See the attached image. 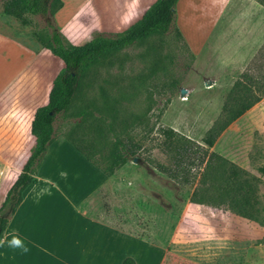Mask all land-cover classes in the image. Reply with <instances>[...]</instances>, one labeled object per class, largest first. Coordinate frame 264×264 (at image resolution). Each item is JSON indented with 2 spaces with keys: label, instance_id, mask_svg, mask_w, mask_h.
<instances>
[{
  "label": "rangeland",
  "instance_id": "374dc122",
  "mask_svg": "<svg viewBox=\"0 0 264 264\" xmlns=\"http://www.w3.org/2000/svg\"><path fill=\"white\" fill-rule=\"evenodd\" d=\"M175 12L167 34L109 53L80 77L70 106L56 117L53 139L76 145L101 166L117 138L133 150L112 175L126 189L115 185V195L103 189L98 206L119 215L121 206L129 210L139 235L160 252V264H264V177L258 171L264 163V97L209 149L256 179L257 220L191 202L201 170L175 161L163 136L171 129L203 146L234 83L243 74L264 83V0H179ZM30 20L22 25L4 15L0 0V31L34 53L28 69L34 108L44 104L63 68L37 38L49 32V23L74 45L129 26L97 21L68 31L51 16ZM33 141L30 136L29 154ZM24 160L18 161V174Z\"/></svg>",
  "mask_w": 264,
  "mask_h": 264
},
{
  "label": "crops",
  "instance_id": "0c3cea01",
  "mask_svg": "<svg viewBox=\"0 0 264 264\" xmlns=\"http://www.w3.org/2000/svg\"><path fill=\"white\" fill-rule=\"evenodd\" d=\"M61 1L53 18L69 31L97 21L130 26L156 0ZM33 57V51L0 31V205L19 175V159L29 156L33 114L46 104L50 91L44 104L34 108L32 74L28 77ZM35 179L8 217L1 238L11 240L18 233L29 251L10 248L6 242L0 247V264H123L126 259L133 264L161 263L160 252L139 235L138 225L131 224L129 210L121 206L119 215L98 206L103 189L109 187L115 195V185L122 192L126 182L103 175L65 139H53Z\"/></svg>",
  "mask_w": 264,
  "mask_h": 264
},
{
  "label": "trees",
  "instance_id": "16d2710c",
  "mask_svg": "<svg viewBox=\"0 0 264 264\" xmlns=\"http://www.w3.org/2000/svg\"><path fill=\"white\" fill-rule=\"evenodd\" d=\"M178 0H156L127 29L112 36L95 33L85 43L71 44L56 25L48 24L49 32L37 35L43 49L48 50L63 65L52 82L45 105L35 109L31 123V135L34 144L28 158L22 164L20 173L7 191L0 205V239L8 222L22 200L27 187L35 184L41 160L54 138V122L70 106L76 93L80 77L100 59L112 52L132 46L156 35H165L175 21V6ZM2 13L14 18L22 25H30L31 17H53L62 8L61 0H1ZM264 97V83L260 78L243 74L237 80L226 97L221 114L202 138V145L180 137L171 129L164 131L167 149L173 152L175 161H187L190 167H196L199 173L198 186L191 195V202L215 207L225 206L243 218L257 220L259 216L256 200L255 181L232 162L215 152H210L220 134L235 120L247 112ZM72 144V143H71ZM80 152L97 170L106 176H112L125 165L133 150H127L124 142L117 138L114 149L106 166H101L90 156ZM264 177V163L258 168ZM123 264H133L126 259Z\"/></svg>",
  "mask_w": 264,
  "mask_h": 264
},
{
  "label": "clouds",
  "instance_id": "9594fccd",
  "mask_svg": "<svg viewBox=\"0 0 264 264\" xmlns=\"http://www.w3.org/2000/svg\"><path fill=\"white\" fill-rule=\"evenodd\" d=\"M6 242L8 244V247L10 248H19L22 249L23 252L29 251V249L24 245V242L20 238L18 233H13L11 240H7L6 237L5 239H0V247H3Z\"/></svg>",
  "mask_w": 264,
  "mask_h": 264
},
{
  "label": "water",
  "instance_id": "95a60500",
  "mask_svg": "<svg viewBox=\"0 0 264 264\" xmlns=\"http://www.w3.org/2000/svg\"><path fill=\"white\" fill-rule=\"evenodd\" d=\"M181 94H182V95L184 94V91H183V90L181 91Z\"/></svg>",
  "mask_w": 264,
  "mask_h": 264
}]
</instances>
